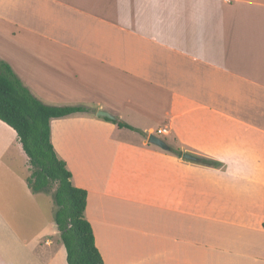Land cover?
Here are the masks:
<instances>
[{
  "label": "crops",
  "instance_id": "1",
  "mask_svg": "<svg viewBox=\"0 0 264 264\" xmlns=\"http://www.w3.org/2000/svg\"><path fill=\"white\" fill-rule=\"evenodd\" d=\"M0 59L95 110L50 129L104 264H264V0H0ZM29 167L0 121V264H68Z\"/></svg>",
  "mask_w": 264,
  "mask_h": 264
},
{
  "label": "trees",
  "instance_id": "2",
  "mask_svg": "<svg viewBox=\"0 0 264 264\" xmlns=\"http://www.w3.org/2000/svg\"><path fill=\"white\" fill-rule=\"evenodd\" d=\"M82 105H50L35 97L7 62L0 59V121L17 135L28 157L27 184L33 192H43L54 186L53 219L66 250L68 264H104L95 245L93 231L85 217L87 191L72 183L66 162L59 158L51 142L50 121L75 113H93ZM106 121L120 128L136 130L120 120ZM167 152L181 156L179 148L168 146ZM199 165L220 167L212 158L199 157Z\"/></svg>",
  "mask_w": 264,
  "mask_h": 264
},
{
  "label": "water",
  "instance_id": "3",
  "mask_svg": "<svg viewBox=\"0 0 264 264\" xmlns=\"http://www.w3.org/2000/svg\"><path fill=\"white\" fill-rule=\"evenodd\" d=\"M96 116H100V117H104V118H107V119H110V120H116V118L110 114L109 112L105 111V110H101V109H98L96 110ZM147 142L150 143V144H153L157 147H160L164 150H167L168 149V145L166 144V142L159 138L158 136H156L155 134H149L147 136ZM181 157L185 160H190V161H197V157L189 154V153H182Z\"/></svg>",
  "mask_w": 264,
  "mask_h": 264
},
{
  "label": "rangeland",
  "instance_id": "4",
  "mask_svg": "<svg viewBox=\"0 0 264 264\" xmlns=\"http://www.w3.org/2000/svg\"><path fill=\"white\" fill-rule=\"evenodd\" d=\"M53 190H54V186H52L49 190L47 191H43L41 194L42 199L45 202H51L52 206H54L53 204Z\"/></svg>",
  "mask_w": 264,
  "mask_h": 264
},
{
  "label": "built area",
  "instance_id": "5",
  "mask_svg": "<svg viewBox=\"0 0 264 264\" xmlns=\"http://www.w3.org/2000/svg\"><path fill=\"white\" fill-rule=\"evenodd\" d=\"M162 131L165 132V129H163Z\"/></svg>",
  "mask_w": 264,
  "mask_h": 264
}]
</instances>
